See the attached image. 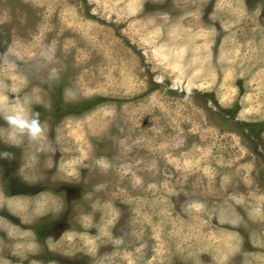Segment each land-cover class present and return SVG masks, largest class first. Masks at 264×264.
<instances>
[{
    "label": "rangeland",
    "instance_id": "1",
    "mask_svg": "<svg viewBox=\"0 0 264 264\" xmlns=\"http://www.w3.org/2000/svg\"><path fill=\"white\" fill-rule=\"evenodd\" d=\"M263 123L264 0H0V264H262Z\"/></svg>",
    "mask_w": 264,
    "mask_h": 264
},
{
    "label": "clouds",
    "instance_id": "2",
    "mask_svg": "<svg viewBox=\"0 0 264 264\" xmlns=\"http://www.w3.org/2000/svg\"><path fill=\"white\" fill-rule=\"evenodd\" d=\"M6 121L13 129L20 133H26L32 140L38 139L44 132L39 113L34 112L31 116L25 114V109L21 107L20 111L14 114L6 115Z\"/></svg>",
    "mask_w": 264,
    "mask_h": 264
},
{
    "label": "trees",
    "instance_id": "3",
    "mask_svg": "<svg viewBox=\"0 0 264 264\" xmlns=\"http://www.w3.org/2000/svg\"><path fill=\"white\" fill-rule=\"evenodd\" d=\"M260 123H249L246 125V131L252 133L254 136H257V133H255L254 128L258 127ZM264 124V123H263ZM254 132V133H253Z\"/></svg>",
    "mask_w": 264,
    "mask_h": 264
},
{
    "label": "crops",
    "instance_id": "4",
    "mask_svg": "<svg viewBox=\"0 0 264 264\" xmlns=\"http://www.w3.org/2000/svg\"><path fill=\"white\" fill-rule=\"evenodd\" d=\"M249 260H251L250 257H244V258H243V261L241 262V260H240L241 263H239V264H249V263L247 262V261H249ZM260 261L262 262V264H264V254H263L262 257L260 256ZM226 264H238V263H236V262L231 263V261H228ZM260 264H261V263H260Z\"/></svg>",
    "mask_w": 264,
    "mask_h": 264
}]
</instances>
